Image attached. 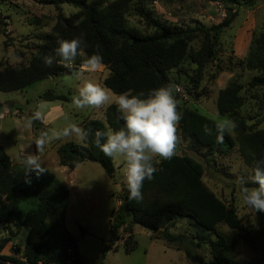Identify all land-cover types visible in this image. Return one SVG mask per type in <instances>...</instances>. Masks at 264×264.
<instances>
[{"label":"trees","instance_id":"obj_1","mask_svg":"<svg viewBox=\"0 0 264 264\" xmlns=\"http://www.w3.org/2000/svg\"><path fill=\"white\" fill-rule=\"evenodd\" d=\"M226 13L224 19L209 28L168 27L153 19L141 7L136 11L145 25L153 30L142 34L126 26L125 14L133 0H42L41 4L52 5L60 9L63 5L77 9L74 14L65 17L56 15L51 33L39 37L41 44L27 65L5 66L0 64V91L13 92L24 90L28 86L51 78L71 75L79 69L81 59L77 58L72 68L60 64L59 58L51 67L46 66L43 58L54 55L60 39L82 37L85 51L90 55L96 51L103 56L104 67L109 71L102 84L113 93L131 91L132 94L144 93L173 83V75L185 73L183 64L194 65L191 83L198 87L207 63L214 56L220 34L230 27L239 8H249L264 0H217ZM234 10V12H233ZM202 35V44L196 51L189 50V42ZM6 44V42H5ZM251 49L244 61L249 70L264 68V32L253 38ZM250 87L264 86V78L253 77ZM241 87L230 83L219 90L216 107L222 116L235 122L238 153L246 167L252 170L254 159L264 158V129L254 130L245 124L238 112L243 106ZM42 101L68 102L69 97L51 90L41 95ZM27 114L18 111L27 119ZM182 120L178 135L187 143L186 149L208 162L215 155H222L235 146V140L228 131L224 142H216L217 122L200 114L196 110L179 105ZM105 121L87 119L80 127L89 132L85 147L82 143L66 142L57 147L56 153L60 166L70 170L83 162L98 164L105 175L113 177V158L107 157L94 144L97 130H117L124 126L121 114L115 104L104 110ZM212 129V135H205L203 126ZM32 128L36 133L45 130L42 121H35ZM156 160H159L157 163ZM153 161L157 171L151 181L145 180L142 188L143 199H128L125 185L119 196L116 209L109 219V239L102 250L97 264H103L110 250H117L122 242L125 253L134 251L137 242L133 236V227L139 225L157 233V237L175 250L182 252L185 258L196 264H247L233 257L231 244L225 234L217 228L220 224L231 230H237L239 237L249 244L255 231L242 225L235 207L218 198L203 182V166L186 154H175L171 159L156 158ZM31 183H25V179ZM253 183L249 187H255ZM69 202L67 187L48 172L39 176L25 177V172L12 165L9 156L0 145V225L6 227L10 236L12 228L17 232L27 230L23 241V260L10 256H0V264H83L76 238L65 224ZM252 210V209H251ZM256 222L264 232V213H257ZM178 220H186L196 233L173 234L169 230ZM163 227V229H161ZM200 234L201 236L197 235ZM205 233L212 234L214 240H206ZM80 234L84 230L80 229ZM9 238L0 241V251L9 242ZM208 247L209 260L198 254L203 246Z\"/></svg>","mask_w":264,"mask_h":264},{"label":"rangeland","instance_id":"obj_2","mask_svg":"<svg viewBox=\"0 0 264 264\" xmlns=\"http://www.w3.org/2000/svg\"><path fill=\"white\" fill-rule=\"evenodd\" d=\"M41 1L0 0V64L2 67L27 65L41 44L39 37L52 32L56 15L61 13L68 17L77 12V9L69 5H63L58 10L52 5L41 4ZM137 7L143 8L153 19L168 27L183 29L209 28L217 25L224 19L227 10L217 0H133L125 14L126 26L142 34H150L153 30L140 18L136 11ZM262 32H264V1L249 8H239L230 27L220 34L214 56L207 63L199 86L195 87L191 83L190 78L194 74L195 66L189 62L183 64L184 74L180 73L177 77L173 75L172 84L180 88L179 92L174 93L180 102L179 105L196 110L215 122L222 119L231 120L218 113L216 99L219 90L230 83H236L241 87L240 95L244 102L238 112L239 116L244 118L248 127L254 130L264 129V86L250 87L248 84L253 77L264 78V68L249 70L244 67L253 38H257ZM202 39V35L192 39L189 42V50H198ZM108 74L109 71L104 67L100 72L92 74V80L103 86L102 82ZM65 76L51 77L20 91H0V106L5 103L13 104L11 110L0 109V114L4 111H9L11 114L21 111L27 114L30 110L36 109L42 100L41 95L51 90L71 99L63 103L66 114L58 121L56 127L76 124L80 118L74 113L91 114L93 110L91 108L79 110L73 106L72 98L78 95V87L82 79L74 78L66 81ZM107 106L109 105L104 107ZM93 118L105 121L102 108L94 113ZM8 119L10 118L3 121L1 118L6 134L9 131L12 133L11 120ZM228 132L236 142L235 130ZM12 138L13 136L10 140L5 139L6 148L10 152ZM71 138L73 137L65 139L77 142ZM186 145L187 143L180 139L176 152L186 154L200 162L204 170L202 178L204 184L226 204L231 203L235 207L240 223L256 232L252 241L246 244L239 237L237 230H231L224 224L218 226L217 229L227 236L231 244L233 257L247 264H264V232L256 222L255 213L244 205L239 184L242 179L244 186L249 187L253 172L244 165L237 150V142L233 148L222 155H215L208 162L188 151ZM113 164L115 170L111 178L105 175L98 164L86 162L75 172L74 182L67 183L71 192V204L66 226L77 240L83 264H97L109 239L110 215L116 209L119 196L125 187L122 159L119 157L113 159ZM76 188L80 192H77ZM79 228L84 230L83 235L80 234ZM11 230L15 233L14 236H10L6 227L0 225V241L5 238L10 239L0 251V256L23 260V241L27 230L25 232L23 230L17 232L15 228ZM169 232L189 235L196 233L186 220H178ZM197 235L201 236L198 233ZM204 235L205 241L215 239L210 233ZM133 236L137 242L134 251L125 253L122 242H119L117 250L107 252L103 264H196L188 261L184 254L175 250L174 247L167 246L155 232L136 225L133 227ZM197 254L204 260L210 259L208 247L205 245L198 250Z\"/></svg>","mask_w":264,"mask_h":264},{"label":"clouds","instance_id":"obj_3","mask_svg":"<svg viewBox=\"0 0 264 264\" xmlns=\"http://www.w3.org/2000/svg\"><path fill=\"white\" fill-rule=\"evenodd\" d=\"M54 55H46L43 60L46 66L51 67L57 58L66 68H72L77 58L81 59L79 70L64 79L81 80L88 74L100 72L104 68L103 56L96 51L88 54L85 51V41L82 37L73 39H60ZM180 91L179 86L169 84L144 93L132 94L125 91L120 94L113 93L100 83L91 79H83L78 89V95L73 96L72 104L76 109H100L106 105L115 104L121 114L124 126L107 131L97 130L94 144L101 152L110 158H121L124 165L123 180L127 186L130 201L143 199L142 188L145 180L151 181L157 171L153 164L156 158L171 159L176 154L180 143L178 128L182 120L179 111V100L174 93ZM113 97H115L113 99ZM47 102L41 101L36 110L31 113L24 123V127L31 128L35 121H44L46 113L44 108ZM235 122L222 119L215 124L216 142H224L226 131L235 129ZM205 135H212V129L207 124L203 126ZM74 136L85 147L89 140V132L76 124H70L63 129L41 130L34 139L35 153H26L22 163L25 168V177L35 173L39 178L47 169L43 167L41 154L46 146L53 140L65 139ZM158 163L159 160H156ZM250 177L255 187L244 186L241 179V197L244 205L257 213H264V158L254 159ZM25 183H31L25 179Z\"/></svg>","mask_w":264,"mask_h":264},{"label":"crops","instance_id":"obj_4","mask_svg":"<svg viewBox=\"0 0 264 264\" xmlns=\"http://www.w3.org/2000/svg\"><path fill=\"white\" fill-rule=\"evenodd\" d=\"M92 78H93V75L88 74L85 77H82V81H83V79H91L92 80ZM80 86H81V84L79 85V87ZM79 87H78V89H79ZM41 101L42 100H40V102ZM46 106L47 107H45V109H44V111L46 113V119L42 122L44 129L45 130L57 129L58 127H56V125H57L58 121L61 120L66 114L63 102H58V101L47 102ZM105 108L106 107H102L103 114H104ZM92 110L93 111L91 114L74 113L76 117L80 118L78 121H76V125H78L80 127L81 122H83L84 120L94 119L93 118L94 113L96 111L98 112L100 109H92ZM3 114H4V116L2 118L3 121L6 118H10L8 120H11L12 133L9 131V133L6 134L5 128L3 127L2 123H1L2 120L0 119V145L4 148L5 152L9 156L12 165L15 166L16 168L21 169L23 172H25L24 165L21 161L23 159L25 152L26 153H35L36 150H35V145L33 144V141L39 135V133H36L32 127L26 128L23 126L27 119L22 114H18V113H12L11 114V112H9V111H4ZM67 126L68 125H66V126L63 125V126L59 127L58 129L60 130V129H63L64 127H67ZM12 134H14V135H12ZM12 136H13V138H12L13 139L12 140V151L10 152L6 148L5 139L10 140V138ZM72 137L73 138H71V139L76 140V138L74 136H72ZM65 142H73V141L67 140V139H60V140H53L52 142H50L46 146L44 152L41 154V161L43 163V167H45L47 169V171H45V172H48L55 179L62 182L67 187V189L69 191V202H68L67 212H66V216H65V224H66V221L68 218V211H69V207L71 204V192L67 186V183L74 182L75 172L80 168V166L84 165L86 162L79 164L73 170H70L64 166H60L58 163V157H57L56 150H57V147L59 145L65 143ZM75 143H79V142L77 141ZM90 163H92V162H90ZM30 176L35 177L36 175H35V173H32ZM76 190H77V192H80V190L78 188H76ZM80 229L81 228H79V230ZM23 231L25 232V230H23Z\"/></svg>","mask_w":264,"mask_h":264},{"label":"water","instance_id":"obj_5","mask_svg":"<svg viewBox=\"0 0 264 264\" xmlns=\"http://www.w3.org/2000/svg\"><path fill=\"white\" fill-rule=\"evenodd\" d=\"M13 107L12 103H5L4 105L0 106V109H4V110H11Z\"/></svg>","mask_w":264,"mask_h":264},{"label":"built area","instance_id":"obj_6","mask_svg":"<svg viewBox=\"0 0 264 264\" xmlns=\"http://www.w3.org/2000/svg\"><path fill=\"white\" fill-rule=\"evenodd\" d=\"M222 7H223V5H222ZM3 116H4V114H0V119L3 118ZM118 204H119V202H118Z\"/></svg>","mask_w":264,"mask_h":264}]
</instances>
